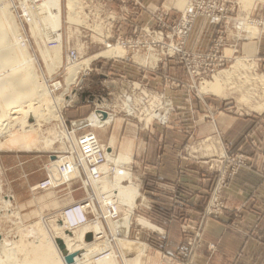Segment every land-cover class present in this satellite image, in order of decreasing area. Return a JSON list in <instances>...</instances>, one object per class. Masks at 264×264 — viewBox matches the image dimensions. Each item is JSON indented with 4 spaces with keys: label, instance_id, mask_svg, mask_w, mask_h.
<instances>
[{
    "label": "rangeland",
    "instance_id": "374dc122",
    "mask_svg": "<svg viewBox=\"0 0 264 264\" xmlns=\"http://www.w3.org/2000/svg\"><path fill=\"white\" fill-rule=\"evenodd\" d=\"M42 1L0 0V8L2 5L6 6V14L10 19V21H6L0 11L1 19L4 22L3 26L5 31L8 32L10 41H13L12 43L14 44V32L16 31L15 35L17 36L19 32L22 33L24 30L25 44L28 48L27 56L33 59L32 62L34 61L32 66L36 71V76H38L37 81L48 91V94L43 98L41 103L36 105L38 111L44 110L42 117L38 118V122L29 119V122L35 123L33 131L25 132L24 130L26 129L19 130L18 125L4 135L0 131V244L2 243L0 245V264H24L23 261H25L26 257L24 252L26 251L22 248L26 246L30 254H32L31 250L34 248L33 242L35 240L32 238L28 239L30 237H27L29 231L36 225L38 228L43 226L42 228L45 231V224L49 222L51 224L54 222L55 224L53 223V225L55 226H61V210L70 203L75 202L68 195L61 196L54 188L49 190L39 188L40 183H38L32 188V192L53 193L56 199L63 201L64 204L60 206L56 204L52 206L53 209H50L51 207L44 206L49 199L41 197L42 200H38V206H36V200H33L30 205L27 204L28 206L25 205L23 208L18 207L10 199L11 190L6 188V183L14 179V174L13 171L4 167L3 161H8V159L14 160L20 157L22 160L33 163V169L37 168L36 164L40 161L41 169L45 174V178H47L48 173L45 170V166L51 159L54 164L52 165L53 173L56 174L55 182L59 184L68 176L62 174V172L59 173L61 171L59 168L63 166L69 168L72 165L71 161L67 158H62L67 154V151L70 153L72 148L70 140L65 137H67V134L69 136L71 134L73 139L77 137L80 131L76 127L78 129L92 127L87 130L95 134L107 148H112L110 149V153H113V158H118L121 154L129 157V162L131 163L125 170H128L129 174H131L130 178L132 179L129 182V186L136 188L138 194L135 195L137 199L135 200L133 197L132 200L134 207L130 227L125 232L126 235L112 238L114 234H118V231L112 235L108 232L104 246L101 249H97L95 253L92 250L88 254L93 256L104 248H111L113 252L121 254V245L123 247L128 241L143 246L142 243H139L140 241L138 239L132 236L134 231H145L149 233L154 231L158 234L161 231L154 223L142 218L137 212L142 205H148L144 204L145 199L142 200L143 188L147 180L151 183L154 180L152 178L148 179L147 170H143L141 176L138 177L134 172V159L131 154L119 151L120 143L107 142L106 138L109 127L112 124L111 121L126 117L143 124L152 121L155 124L168 125L172 118L177 120L180 114L182 117L184 113L187 114V117L191 116V113L194 112L193 109H189L191 101H195L199 105L196 112L201 111L204 118L212 122L215 121L214 117L218 111L241 117H260L264 114V111L253 112L252 109L243 105V99L245 100L247 97L252 98L250 107L264 103V0H170L169 3L172 7L164 6L163 2L166 0H160V7L153 12L148 10L149 6L146 0H120L118 8L122 19L124 18L123 23L125 24L123 35H118L117 31H115V21L117 18L113 12L108 10L107 2L109 0H72L73 2H71L70 7L68 6V0H59L60 31L59 47H57V55L60 61L59 66L57 65L58 62H55L57 65L55 66V63L46 56V54H49L51 57H55L56 55L54 54L55 48H53L54 46L51 47L52 44L50 41L52 39L50 33L52 29L46 18V14L49 11L45 12L44 7L42 8ZM192 7H200L201 13L190 23L191 29L183 41L179 43L181 52L177 56L169 59L166 58L159 64L160 61L158 60L164 57L162 53L166 52L169 47H172L170 51L173 52L174 48L176 49V45L164 46V48L163 45L156 44L152 56L147 54V52L136 53L132 49L127 50L118 47V51L124 54L123 57L128 53L136 56L134 61L137 65L129 59L124 61L125 64L132 65V67H135L133 66L135 64V68L138 71L148 72L147 76L149 77H146L145 74H143V77L133 75L134 70H131V75L128 73L130 77L123 80L124 83L126 82L133 86L128 91L122 88V81L114 80V83H110L111 79H108L109 72L111 69H117V66L113 67L114 61L118 62L116 57L122 56L105 55L104 53L110 50L108 46H118L119 41L135 36L138 31L141 33L147 26L157 32L164 33L165 30L168 34H172L174 27L179 23V18L192 10ZM210 7H214L215 14L208 16V10H211L209 9ZM222 8L224 12L219 13ZM163 10L168 14L163 13ZM172 11H175L176 15H172ZM28 12L34 15V20L38 26L30 23L33 15L31 14V16ZM19 17L21 18L19 19ZM142 17L146 19H144V22L142 20L139 21ZM162 20H164L163 24ZM42 24L44 26L46 25L45 29ZM9 28L15 31L10 33ZM32 31L35 35H32ZM178 40L177 37H174V42ZM166 42L168 43L169 40L166 39ZM163 48L165 51L162 52ZM13 49H15L14 51L16 53L18 52L17 46H14ZM73 50L74 52L76 51L80 64L69 66L71 64L68 65L67 57ZM142 52H144L143 49ZM151 58L154 60L152 59L151 61ZM219 58H225L226 60L223 65L216 67L214 62L216 59L220 60ZM21 61L22 58L20 57L19 62ZM79 67L81 71L73 84L67 87L66 83L72 77L73 71ZM91 73L93 74L88 78L91 83V94L88 92L89 95H87L83 79ZM3 74L4 72L0 70V78ZM148 79L151 80L152 84H148ZM202 79L203 81L201 82ZM55 82L60 83L61 87L59 86L56 89L53 86L56 84ZM211 84L218 85L217 89L220 90L218 94L213 95V92L203 90V87H209ZM120 91L123 93V96H126L121 100L119 96L122 93ZM130 91L132 92L130 93ZM130 94L133 95L134 99L130 97ZM84 100L91 101V104L89 105L88 101L85 103ZM143 104L145 105L143 106ZM123 107L133 111L134 115L128 117ZM26 109L27 107L20 114V118L24 117ZM3 111H6V116H10L9 114H12L15 109L9 107L8 109L4 108ZM106 111L111 116L107 120L109 122L105 121L104 123L100 119L104 118L101 116L102 113L109 114ZM28 114L32 115L31 113ZM90 114L92 115L91 118L89 117ZM160 114L162 115L160 116ZM94 118L104 124L94 126L92 124L93 120H91ZM86 119L87 121H85ZM95 119L94 121L97 122ZM72 122H77L75 123V128L71 124ZM79 123L81 124L80 127L77 125ZM86 123L88 126H85ZM127 143L128 149L129 144L132 142L127 141ZM257 147L254 144V148ZM52 156H58L60 159L58 157L52 159ZM232 158L236 157L226 155L217 159L222 163L219 164V167H217V164L210 168L209 164L208 170L211 169L212 173L218 174L215 175L218 188L216 187L213 195L206 202L202 220L199 222L197 228L190 235H185L183 243H189L191 241L190 238L194 239L197 234H200V238L202 239V231H204L207 220L216 219L213 217L207 218V212L215 197L217 195L220 198L222 197L223 189L230 183L233 176H235L233 170H236V167L229 161ZM242 163V166H244V160ZM111 166L113 167L115 165ZM111 169L112 172L114 169L116 171L122 170L120 168ZM112 172L109 175L110 179L108 178L110 181L113 175H118L115 171ZM172 188L173 190H178L175 184L172 185ZM219 190L220 192L218 194L217 192ZM18 192L22 193L24 191L18 190ZM73 196L75 200L84 197V191L79 184L74 186ZM119 208L125 214L126 205L125 208L124 206H120ZM48 211L50 212L48 213ZM43 218L46 219L45 223L42 221ZM142 222L148 223L149 226L143 225ZM103 225L106 224L103 223ZM105 228L107 231L109 230L107 226ZM88 232L87 234L91 235L92 231L91 233L90 231ZM87 234L85 235V240H87ZM115 238L119 240V245H116ZM201 239L200 242L197 240L193 246H185V249L182 248V251L177 254V259L182 264H192L191 257L194 255L196 247L201 244ZM93 241L94 238L91 235V240H87V242ZM13 245L16 248L9 251L8 248L14 247ZM7 251L13 254L9 255ZM181 252L182 255L180 258L179 254ZM10 256H14L15 259L12 261V257ZM33 256H29L28 259H31V264L34 259ZM88 256L86 257L87 260ZM136 256L138 255L132 254L128 256L126 262L132 264V258ZM15 260L16 262L14 263ZM87 260H85V263L89 264ZM138 262L141 264L140 260ZM90 264L95 263L92 262Z\"/></svg>",
    "mask_w": 264,
    "mask_h": 264
},
{
    "label": "crops",
    "instance_id": "0c3cea01",
    "mask_svg": "<svg viewBox=\"0 0 264 264\" xmlns=\"http://www.w3.org/2000/svg\"><path fill=\"white\" fill-rule=\"evenodd\" d=\"M169 1L163 2L164 6L172 7ZM119 3L120 0H109L107 7L116 15L115 31L123 35L125 24ZM146 3L148 10L153 12L160 7L161 1L146 0ZM171 14L176 15L175 11ZM144 19L139 21L144 22ZM125 55L117 57L118 62L114 61L113 67L117 66V69H111L108 75L111 84L115 81L127 84L123 80L130 77L131 70H134L133 75L149 77L148 72L135 68L134 54ZM127 59L132 60L135 67L125 64ZM92 74L83 79L87 95L91 89L88 78ZM149 83L152 84L150 79ZM198 108L197 102L191 101L189 109L194 110L191 116L182 113L183 117L180 114L177 120L172 118L168 125L152 121L143 124L126 117L111 121L107 142L120 143L119 151L131 154L138 177L147 170L148 179L154 180L152 183L147 180L143 188L144 204L152 209L140 208L137 212L154 223L161 233L133 232L132 236L143 244L145 253L132 258V264H139V260L141 264H182L177 254L183 248L184 237L197 228L205 204L217 187L215 175L218 174L208 170V166L218 164L219 167L222 163L217 159L226 155L241 157L245 165L223 189L224 214L220 219L207 220L201 244L191 257L192 264H264V114L241 117L218 111L212 122L204 118L201 111L196 112ZM127 141L132 142L128 149ZM254 144L259 149L254 148ZM39 162L34 169L33 163L20 157L2 162L13 171L14 179L6 183V188L11 190L12 202L20 208L30 205L33 200L37 204L41 197L49 199L44 206L50 209L56 204H64L53 193L32 192V188L45 178ZM52 169H48L51 177L54 175ZM174 184L177 191L172 188Z\"/></svg>",
    "mask_w": 264,
    "mask_h": 264
},
{
    "label": "bare ground",
    "instance_id": "6f19581e",
    "mask_svg": "<svg viewBox=\"0 0 264 264\" xmlns=\"http://www.w3.org/2000/svg\"><path fill=\"white\" fill-rule=\"evenodd\" d=\"M40 1H42V0H40ZM58 2H59V0H43L42 1V8L44 7L45 12L49 11V13L46 14L47 17H46V15H45V17L47 18V21L49 22L48 24H50V27L52 29V32L50 31L52 39L50 41L52 44L51 47L54 46L53 48H55L54 54L56 55L55 57H51L49 54H46V56L48 59L50 58L52 60V62H54V63L58 62L57 65L59 66L60 61H59V57L57 55V53H58L57 47H59V31H60V15H59ZM71 2H73V1L68 0V6L69 7H70ZM39 7H40V5H39ZM73 7H74V5H73ZM6 9H7L6 6L2 5V7L0 8V11L2 12V15L4 16L5 20L10 21V19L7 17ZM192 9H193V7H192ZM30 10H31V8H30ZM26 11H28V10H26ZM31 12H28V14L30 13V15H31L32 14ZM83 16H84V14H83ZM20 18L21 17H19V19ZM32 18H31L30 23H32L34 26H36L37 23L34 20V15L32 16ZM26 19H28V18L26 17ZM3 23L4 22L1 19V15H0V70H2L4 72V74L0 78V111L2 110V112L0 113V131H2V135H4L5 133H9V131H12L15 128V126L18 125L17 127L19 128V130L26 129V130H24L25 132H31L34 130L35 123L29 122V119L31 121L35 120V122H38V118L42 117L44 110L38 111V107L36 105L41 103L43 98L48 94V91L45 90V88L42 86V84L40 82L37 81L38 76H36V71L32 66L34 64L33 63L34 61L32 62L33 59H30L27 56L28 55V48L26 47V44H25V39H24V34H23L24 30L22 31V33L19 32V34H17V36H16L15 35L16 31L14 29L9 28L10 33H13L15 31L14 35H13V38H14V44H13L12 43L13 41H10V39L8 37V32H6L4 29ZM45 26H44V29H45ZM29 27H31V26H29ZM37 28H36V30H37ZM46 28H48V27H46ZM43 33H44V31H43ZM50 33H49V36H50ZM32 35H35V33H33V31H32ZM47 40H48V38H47ZM122 42H123V40L119 41L118 46H116V47H110L107 45L108 49H110V50L105 52L104 54L107 56H112V55L123 56L124 54H122L121 51H118V47L127 49L126 46H124V44ZM14 46H17V48H18L17 53L14 51L15 49H13ZM170 48H172V47H169V50L162 53V55L164 56L166 53H172L170 51ZM127 50H130V49H127ZM174 51H175V48H174ZM146 52H147V54H149L151 56L153 55V49H152L151 45H149V49ZM20 57L22 58L21 62H19ZM164 57H161L158 61H160ZM152 59L153 58H151V60ZM67 61H68V65L71 64L69 66H75V65L80 64L78 61V55L76 54V51L74 52V50H73L70 53V55H68ZM56 63H55V66H57ZM80 71H81L80 67L73 71V74L71 75L72 77L66 83L67 87H69L73 84V82L75 81V79L78 76ZM212 84L209 87L208 86L203 87V90L213 92V95H216L220 92V90L217 89L218 85H212ZM53 86L56 89H58L57 87H59V86L61 87V84L56 83ZM132 87L133 86L130 84H126V85L122 84V88L125 89L126 91H128ZM131 92L132 91H130V93ZM120 93H122V92L120 91ZM205 93H207V92H205ZM119 97H123V93ZM130 97H132L134 99L132 94H130ZM251 99L252 98H250V97L245 98V100L243 99V103H244L243 105H245L247 108L252 109L253 112L264 111V103L259 104L258 106H255V107L254 106L250 107V103H251L250 101H252ZM34 101H35V103H34ZM9 107L12 109H15V111L12 114H9L10 116H6L7 113H5L6 111H3V109L4 108L8 109ZM25 107H27V109L24 113V117L20 118L19 116H20V114H22L24 112ZM123 109L128 110L130 113H134L133 111H131L125 107H123ZM106 112H108V111H106ZM28 113H31L32 115H29ZM161 115L162 114H160V116ZM101 116L104 118L100 119V120H102V122L105 123V121L109 122L107 120H109L111 114L110 113L109 114L102 113ZM158 116H159V114H158ZM94 119H91V120H93L92 124L94 126L104 124L101 121H97V119H95L97 121V122H95ZM91 120H89V121H91ZM75 123H77V122L71 123L74 126V128L76 127ZM80 123L77 124V125H79V127L82 124V123L81 124ZM76 129H78V127H76ZM65 138L70 140V145L72 146L70 152L74 153V151L76 149V144H75L76 137L73 139L71 134H70V136H69V134H67V137H65ZM96 139L106 149V151L105 150L104 151H105V153H107V159H108V162L104 166H102L98 169V172L100 173V178L98 179L99 182H98L97 188H98V191L106 198V200L108 202L112 203V206L108 207V208H110V209L114 208L115 210H117V212L119 214V218L117 220H112L109 217L104 218L103 217L104 214H99L98 217L92 223H88V222L81 223L80 218H72V220H69L68 219V211L70 209H71L72 213L75 215L82 212V211H85L82 204H78L75 202L70 203L63 210H61V218H62L61 226L53 225L54 222H52L50 220L52 222V224L49 222L48 224H45L46 227L44 226L47 231L46 230L44 231V229L42 228L43 226L42 227L40 226V228H38V227H36L37 225L29 231L27 237H30L28 239L32 238L33 240H35L33 242L34 245L32 243L34 248L31 250L32 254H30V251L26 248V246H24L22 248L20 245V247L26 251V252H24L26 254L25 261H23L24 264H31V261H30L31 259L30 260H28V259H29V256H32V255H34L33 256L34 259H33L32 264H87V263H85V260H87L86 257L88 255L89 256H88L87 261L89 264L92 262L95 264H128L126 262L128 256H130L132 254L138 255V254H144L145 253L144 247L141 244L128 241L123 245V247L121 245V254L119 252H118L119 254L113 252V249H111V248H109V249L104 248V249H102V251L94 254L93 256L88 254L92 250L95 253V251L97 249H101L104 246L106 238L108 237V232L110 235H112L114 232L118 231L117 232L118 234L117 235L114 234L112 238H114L115 236L119 237V236L126 235L125 232H127V230L130 227L132 211H133V207H134L132 200H133V197L136 200L137 198L135 197V195L138 194V191L136 188H131L129 186V182L132 178H130L131 174H129L128 170H125L126 167L127 166L129 167V165L131 163V162H129L130 161L129 157L127 155L125 156V155L121 154L118 158H113V155H112L113 153H110V149H112V148L111 147L107 148L105 145H103L97 136H96ZM66 142H68V141H66ZM74 157H75L74 154H72V157L67 158L69 161H71V164H72L71 167L69 166V168H68V167H66V166L64 167L62 165L63 167L59 168L61 170L59 173L62 172V174L68 175V176L75 175L77 173L74 161L71 159ZM58 159H60V157H58ZM110 165H115V166L110 167ZM62 168H65V170H62ZM111 168H120L122 170L116 171L114 169L115 173L116 174L118 173V175L117 176L113 175L112 180L110 181V180H108V178L112 172ZM55 175L56 174H54V176L52 175L54 177L53 178V177H51V173H50V178L52 180V186L45 187L46 189H44V190H49V189L54 188L53 185L56 184ZM134 186H136V185H134ZM92 205H93L94 211L97 214V212L99 210V206L97 204V201L94 200ZM125 205H126V208H125ZM120 206H122V207L124 206V208L126 209L125 214L121 211V208H119ZM42 221H44V223H45L46 219L43 218ZM103 223H105L106 225H103ZM142 224L149 226V224L146 222H142ZM105 226L108 227V229H109L108 231L106 230ZM152 228H154V226H152ZM70 229H73V230H70ZM88 231H90V233L92 231L91 235L94 238L93 242H87V240L88 241L91 240V235L87 234V233H89ZM68 232H71V233H68ZM86 234L88 235L87 240H85ZM22 239H23V237H22ZM58 239L62 240V242L64 243L65 252H63L60 249V246L58 244ZM115 243H116V245L120 244L119 240H117V238H115ZM14 248H16V247L15 246L12 248L9 247L8 249H9V251H12ZM9 251H7V252L9 253ZM19 251H21V250H19ZM12 254H11V252L9 253V255H12ZM10 257H12V256H10ZM11 259L13 261L15 259V257L13 256ZM9 262H11V261H9ZM15 262H16V260L14 261V263Z\"/></svg>",
    "mask_w": 264,
    "mask_h": 264
},
{
    "label": "built area",
    "instance_id": "2783aa9c",
    "mask_svg": "<svg viewBox=\"0 0 264 264\" xmlns=\"http://www.w3.org/2000/svg\"><path fill=\"white\" fill-rule=\"evenodd\" d=\"M214 7H210L208 10V16H211L214 13L213 10ZM201 11L200 7L193 8L190 10L187 14L183 15L181 18H179V23L174 27L173 33L168 34L167 32H157L156 30L150 28L149 26L145 27L142 32L139 31L136 32L135 36L124 39L123 44L126 46L127 49H132V51H136L139 53H145L149 49V45H151L152 49H155L156 44H161L163 47L170 46V45H176V49L172 53H166L164 58H162L159 62L162 63L166 58H173L181 52L180 50V42L183 41L184 37L187 35V33L191 29V22L194 21V19L197 18L199 13ZM224 9H220L219 13H223ZM163 13H166L163 10ZM164 23V20H162V24ZM165 27V26H164ZM143 36V37H142ZM158 39L156 40V38ZM174 37H177L179 40L177 42H174ZM166 39L169 40V42H166ZM164 47V48H165ZM164 48L162 49V52L165 51ZM142 49L144 52H142ZM169 50V48L167 49ZM220 60H215V66L220 67L225 63V58H219ZM228 60V59H227ZM203 79L201 80V82ZM126 96L120 97V100L125 98ZM145 104H143L144 106ZM127 112V116L130 117L134 115L133 113H130L128 110H125ZM92 115L90 114L89 117ZM88 117V118H89ZM87 118V119H88ZM87 119L85 121H87ZM85 126H88L86 123ZM92 128H80L77 129L80 131V133L77 135L75 139L76 149L74 153H68L63 158H70L72 157V154H74V158H71L74 161V164L76 166L77 173L75 175H70L65 178L64 181L60 182L59 184L53 185L54 190L57 191L58 194L61 196L68 195V197L73 198V191L74 186L76 184H79L80 187L84 191V197L78 200H75V203L82 204L85 211H82L78 214H73L71 209L68 211V219L72 220V218H80L81 223H92L99 214H104L103 217H109L112 220H117L119 218V214L117 210L114 208H108L112 206V203L108 202L106 198L98 191V179L100 178V173L98 172V169L102 166H104L107 162V153H105L106 149L101 145V143L98 142L96 139V136L88 131L87 129ZM105 150V151H104ZM57 156H52V158H56ZM55 160V159H54ZM230 162H232L236 170H233V173L236 174L238 169H240L243 165L242 159L239 157L229 159ZM52 160L50 159L48 164L45 166V170L48 173V177L42 180L39 184V188L46 189L45 187L52 186V180L50 178V172L49 168H52ZM231 168V167H230ZM62 170H65V168H62ZM232 173V174H233ZM231 174V173H230ZM123 175V174H122ZM218 188V187H217ZM221 190V189H220ZM220 190L217 192L219 194ZM65 191V192H64ZM142 199H145V193L142 194ZM219 195L215 197L213 202L211 203L208 212H207V218L213 217L216 219H220L222 217L223 210H225V206L223 205V200H221ZM96 200L97 204L99 206V210L96 214V212L93 209V201ZM140 208H146L148 210L152 209V206L147 205ZM73 230V229H70ZM200 234H197L194 239L190 238L191 241L189 243H184L183 249H185V246L190 247L196 244V241L199 240L200 242ZM129 237V235H128ZM182 251V250H181ZM184 254V253H183ZM182 252L179 254V257L181 258Z\"/></svg>",
    "mask_w": 264,
    "mask_h": 264
},
{
    "label": "water",
    "instance_id": "95a60500",
    "mask_svg": "<svg viewBox=\"0 0 264 264\" xmlns=\"http://www.w3.org/2000/svg\"><path fill=\"white\" fill-rule=\"evenodd\" d=\"M90 238V237H89ZM58 244H59V246H60V249L63 251V252H65V245H64V243L62 242V240H59L58 239Z\"/></svg>",
    "mask_w": 264,
    "mask_h": 264
}]
</instances>
